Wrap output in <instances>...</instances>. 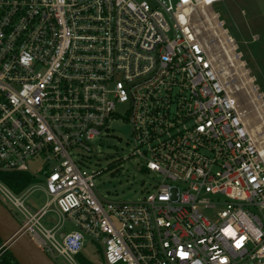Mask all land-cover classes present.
Returning <instances> with one entry per match:
<instances>
[{
	"label": "built area",
	"instance_id": "built-area-1",
	"mask_svg": "<svg viewBox=\"0 0 264 264\" xmlns=\"http://www.w3.org/2000/svg\"><path fill=\"white\" fill-rule=\"evenodd\" d=\"M173 1L0 0V173L37 179L21 194L0 181V201L54 262L79 264L88 235L107 264H264L261 145L192 22L231 0ZM115 121L160 178L140 201L100 199L86 167ZM50 212L77 230L45 228Z\"/></svg>",
	"mask_w": 264,
	"mask_h": 264
},
{
	"label": "rangeland",
	"instance_id": "rangeland-1",
	"mask_svg": "<svg viewBox=\"0 0 264 264\" xmlns=\"http://www.w3.org/2000/svg\"><path fill=\"white\" fill-rule=\"evenodd\" d=\"M176 2L174 0L173 5ZM206 10L210 12L209 14L214 13L217 16L221 28L228 31L230 37L236 42L239 49L237 54L242 53L243 58L241 57L240 61L244 63V69L248 71V78L251 82L248 87L238 75H235V70L225 63L223 53L218 48L220 47L219 41L213 35L210 22L202 14V8L197 9L192 22L201 32L200 39L210 45L220 72L229 73L224 77L237 100L243 120L251 132L255 133L258 128L260 129L261 134L256 138L263 146L261 138L264 137V122L260 117L263 116L264 109H261L259 104L261 101L264 105V0L225 1L215 4L212 8H206ZM127 110V105H120L117 108L121 116H125ZM130 140L131 126L126 122L115 121L111 124L109 133L97 140L92 145V152L87 154L90 157L86 165L88 171L102 172L96 179L100 199L121 203L140 201L148 192L154 190V179L160 180L154 174L145 173L142 169L143 161L132 154L133 147ZM41 163V161L29 163V170L37 173ZM38 179L44 181L42 178ZM46 200L45 195L37 190L26 198L25 206L36 211L46 203ZM16 216L17 220L22 222V218L19 215ZM58 223L63 225L64 232L77 230L71 220L54 212L48 213L42 222L47 229H51ZM86 236L87 245L83 250L84 257L93 264H107L104 256L105 248L93 243L90 241L91 238ZM55 263L68 264L63 258L55 259Z\"/></svg>",
	"mask_w": 264,
	"mask_h": 264
},
{
	"label": "water",
	"instance_id": "water-1",
	"mask_svg": "<svg viewBox=\"0 0 264 264\" xmlns=\"http://www.w3.org/2000/svg\"><path fill=\"white\" fill-rule=\"evenodd\" d=\"M0 240L18 264H56L21 231L20 224L1 201Z\"/></svg>",
	"mask_w": 264,
	"mask_h": 264
},
{
	"label": "bare ground",
	"instance_id": "bare-ground-1",
	"mask_svg": "<svg viewBox=\"0 0 264 264\" xmlns=\"http://www.w3.org/2000/svg\"><path fill=\"white\" fill-rule=\"evenodd\" d=\"M201 12V11H200ZM210 13V12H209ZM208 11L206 10V8H202V14L207 18V20L210 22L211 24V28L213 30V35L216 39H218L219 41V45L223 53V56L225 58V63L228 65L229 68H232L233 70H235L236 74L235 75H238L239 78L241 80H243V83L245 84L246 87H248L249 84H251L249 78H248V71H245L244 69V63L240 61V56L237 55L235 52H234V47L233 45L231 44V41L229 39V37L227 36V33L226 31H224L222 28H221V23H218L217 21V16L214 14V13H211L209 14ZM215 39V40H216ZM224 76H227L229 73H226V72H223ZM242 82V81H241ZM254 89V88H252ZM249 93V91H248ZM257 94V93H256ZM258 95V94H257ZM251 96V95H250ZM256 98V97H255ZM257 99V98H256ZM259 100L260 97H258ZM253 101V100H252ZM256 101V100H255ZM258 102V101H257ZM255 103V102H254ZM256 104V103H255ZM259 104V103H257ZM261 105V109H264V105H262L261 101H260V104ZM258 106V105H257ZM260 110V109H259ZM261 111V110H260ZM264 112V111H263ZM259 114V113H258ZM261 116V115H260ZM263 122H264V114L263 116L260 117ZM264 128V126H263ZM255 130V129H254ZM261 134V131L260 129L258 128L256 130V132L254 133L255 137H257L258 135ZM263 140V143L264 144V137L261 138ZM260 139V140H261ZM261 140V141H262ZM261 150V154L263 156V159H264V145L261 146L260 148Z\"/></svg>",
	"mask_w": 264,
	"mask_h": 264
},
{
	"label": "trees",
	"instance_id": "trees-1",
	"mask_svg": "<svg viewBox=\"0 0 264 264\" xmlns=\"http://www.w3.org/2000/svg\"><path fill=\"white\" fill-rule=\"evenodd\" d=\"M257 50V49H256ZM0 181H2L9 189L16 194H21L29 186L37 182V179L28 173H0ZM2 242L0 240V246ZM79 264H93L87 260L83 252L77 256ZM1 264H18L12 257L10 252H7L1 260Z\"/></svg>",
	"mask_w": 264,
	"mask_h": 264
}]
</instances>
